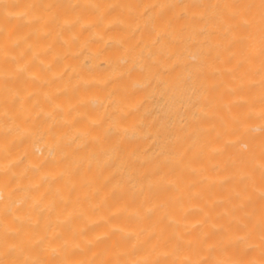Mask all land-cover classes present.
<instances>
[{"label":"bare ground","instance_id":"1","mask_svg":"<svg viewBox=\"0 0 264 264\" xmlns=\"http://www.w3.org/2000/svg\"><path fill=\"white\" fill-rule=\"evenodd\" d=\"M0 264H264V0H0Z\"/></svg>","mask_w":264,"mask_h":264}]
</instances>
